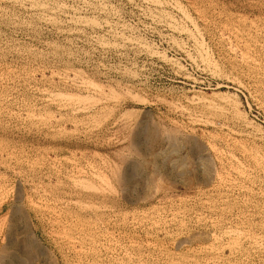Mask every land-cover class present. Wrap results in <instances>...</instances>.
Wrapping results in <instances>:
<instances>
[{
  "label": "rangeland",
  "instance_id": "1",
  "mask_svg": "<svg viewBox=\"0 0 264 264\" xmlns=\"http://www.w3.org/2000/svg\"><path fill=\"white\" fill-rule=\"evenodd\" d=\"M0 264H264V0H0Z\"/></svg>",
  "mask_w": 264,
  "mask_h": 264
}]
</instances>
